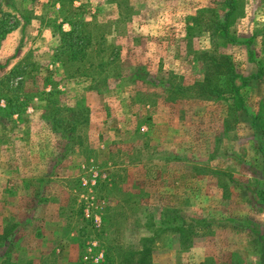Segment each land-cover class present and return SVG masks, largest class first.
Wrapping results in <instances>:
<instances>
[{
	"label": "rangeland",
	"instance_id": "rangeland-1",
	"mask_svg": "<svg viewBox=\"0 0 264 264\" xmlns=\"http://www.w3.org/2000/svg\"><path fill=\"white\" fill-rule=\"evenodd\" d=\"M216 1H79L118 52L93 84L64 79L53 61L45 22H61L57 5L0 0V91L21 85L29 96L19 116H4L0 97V264H76L81 252L83 264H105L115 246L138 249L164 210L195 236L181 247L159 233L154 264H264L253 194L264 184V72L241 87L245 111L227 122L223 103L199 95L213 82L200 57L208 35L195 27L185 38L186 18ZM240 1L231 32L251 44L223 52L246 78L257 69L248 49L264 66V0ZM15 66L22 79L5 78ZM167 83L184 90L170 94Z\"/></svg>",
	"mask_w": 264,
	"mask_h": 264
},
{
	"label": "trees",
	"instance_id": "trees-1",
	"mask_svg": "<svg viewBox=\"0 0 264 264\" xmlns=\"http://www.w3.org/2000/svg\"><path fill=\"white\" fill-rule=\"evenodd\" d=\"M79 1L81 0H46L45 6L57 5L59 7L58 12L63 19L61 22L46 19L45 26L49 27L51 33L56 37L52 58L55 63L59 64L62 77L64 79L81 77L97 84L99 83L98 77L106 75V67L117 61L118 52L113 51L109 46L105 47V37L99 33L95 17L83 11V5ZM75 2L79 3L77 7L73 6ZM203 13H206L207 16H203ZM242 14L240 0H219L213 2L209 8L199 11L195 16L186 18L184 29L185 38L194 34L195 27L201 28L208 35L210 49L203 52L200 57L211 73L213 82L211 86H201L202 91L199 95L203 100L223 103L227 122L229 119L235 121L238 112L245 111V104L240 94L241 87L246 86L251 80L258 79L264 72L262 62L257 61L254 53L248 49L247 57L250 62L256 65L257 69L253 74L242 78L236 74L230 55L223 52L226 47L235 44L250 47V40H239L231 32L232 26L242 17ZM118 18L124 19L125 16L120 17L119 14ZM63 24L68 26L67 30L62 28ZM108 50L110 51L108 52ZM24 74L23 70L15 66L8 71L5 78L18 77L22 79ZM237 80L239 85L236 84ZM44 81L47 83L49 80L44 78ZM168 85L171 89H167V92L170 94H177L178 91L184 90L178 85ZM55 91V88L51 86L48 92H44L45 100L49 105L55 103V95L58 93ZM1 92L4 93L0 96L4 100L3 110H1L4 116H19L24 113L25 107L29 104V96L22 91L21 85L11 88L10 85L4 84V89ZM168 101L171 100L168 99ZM253 194L258 204L264 207V184L255 186ZM85 223L90 225L91 220H86ZM149 229L153 233L151 236L140 239L138 249L115 246L113 247V259H109V261L106 259L105 264H154L150 255L154 239L159 233L169 231L176 234L181 247L192 243V237L195 236L193 227L184 223L176 215H172L170 210L161 212L155 232L152 229V224H149ZM79 249L81 251L80 246ZM82 258L81 252L76 264H83ZM201 264L215 263L205 260Z\"/></svg>",
	"mask_w": 264,
	"mask_h": 264
}]
</instances>
